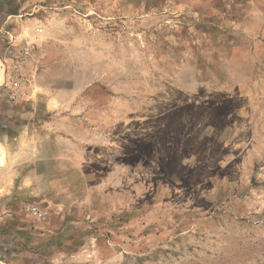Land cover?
I'll list each match as a JSON object with an SVG mask.
<instances>
[{
	"label": "rangeland",
	"instance_id": "rangeland-1",
	"mask_svg": "<svg viewBox=\"0 0 264 264\" xmlns=\"http://www.w3.org/2000/svg\"><path fill=\"white\" fill-rule=\"evenodd\" d=\"M0 58V264H264V0H0Z\"/></svg>",
	"mask_w": 264,
	"mask_h": 264
},
{
	"label": "bare ground",
	"instance_id": "bare-ground-1",
	"mask_svg": "<svg viewBox=\"0 0 264 264\" xmlns=\"http://www.w3.org/2000/svg\"><path fill=\"white\" fill-rule=\"evenodd\" d=\"M2 75L0 74V81H1ZM5 160V151L0 153V163L3 164Z\"/></svg>",
	"mask_w": 264,
	"mask_h": 264
},
{
	"label": "crops",
	"instance_id": "crops-1",
	"mask_svg": "<svg viewBox=\"0 0 264 264\" xmlns=\"http://www.w3.org/2000/svg\"><path fill=\"white\" fill-rule=\"evenodd\" d=\"M3 31H4V29H3ZM1 36L4 37V34H2ZM0 60H1V58H0ZM0 74L2 75V78H1V81H0V87H1L5 83V75H3V72H1V70H0Z\"/></svg>",
	"mask_w": 264,
	"mask_h": 264
}]
</instances>
